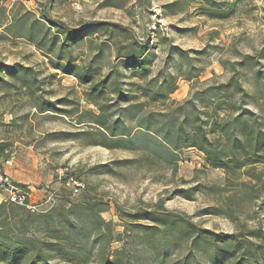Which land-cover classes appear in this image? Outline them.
<instances>
[{
    "label": "trees",
    "instance_id": "1",
    "mask_svg": "<svg viewBox=\"0 0 264 264\" xmlns=\"http://www.w3.org/2000/svg\"><path fill=\"white\" fill-rule=\"evenodd\" d=\"M114 1L103 3L120 8ZM151 1L134 0L131 7L138 6V16L143 18ZM52 3L47 0L37 16L30 10L13 14L4 34L31 42L52 68L85 85V99L95 109H83L67 97L50 100L35 69L21 63L0 65V89L19 91L30 100L34 113L76 116L78 128L60 132L61 139L108 150H137L134 158L102 164L106 171L139 163L175 174L181 151L191 148L203 155L208 166L224 170L227 187L238 185L241 175L259 177L254 167L264 163V118L246 107L253 95L244 88L241 76L243 70H252L264 85V45L253 54H238L225 81L175 100L170 95L178 89V76L164 69L152 74L149 68L155 56L147 42L150 33L139 38L128 26L106 20L71 26L49 15ZM191 4L218 20L236 10V0H166L161 9L174 15ZM85 41L91 47L88 58L77 63L73 48ZM189 53L173 45L167 49L169 57L176 54L191 61ZM12 124L18 126L15 120ZM10 147L8 140L0 141V159L8 160ZM191 190L180 188L177 194L189 197ZM107 207L89 192L39 211L1 201L0 264H52L54 257L67 264H264L260 227L217 232L168 210L160 199L132 212L116 206L119 218L128 224L122 233H115L112 221L101 216ZM229 217L234 218L231 211ZM124 233H134L129 237L133 236L135 246L123 238ZM114 240L121 246L111 248ZM172 249L178 254L172 256Z\"/></svg>",
    "mask_w": 264,
    "mask_h": 264
},
{
    "label": "rangeland",
    "instance_id": "2",
    "mask_svg": "<svg viewBox=\"0 0 264 264\" xmlns=\"http://www.w3.org/2000/svg\"><path fill=\"white\" fill-rule=\"evenodd\" d=\"M133 1L115 0L121 6L117 8L104 5L103 0H53L49 15L76 27L92 20H106L128 26L139 38L150 33L152 39L147 42L155 56L149 68L152 74L164 69L178 76V89L170 95L175 100H182L207 84L225 81L230 74L229 64L239 58L238 54H253L264 45V0H236L234 14L223 20L209 18L196 4L170 15L161 9L166 0H152L140 18L138 6L131 7ZM46 2L0 0V65L21 63L33 67L43 80L47 98L67 97L83 109H95L85 99V85L52 68L48 58L31 42L4 34L3 28L13 14L30 10L37 16ZM156 29L159 31L154 32ZM170 45L189 50L193 59L176 54L169 57ZM90 48L88 41L73 48L77 63L87 60ZM261 70L264 75V62ZM241 79L253 95L246 107L264 118L262 80L258 81L248 69L243 70ZM134 80L139 82L137 77ZM34 112L30 100L19 91L0 89V141L11 142L8 160L0 159V174L28 188L33 210H46L62 199L76 201L89 192L108 205L101 216L112 221L115 233H122L128 224L119 218L116 206L132 212L151 207L160 199L168 210L186 214L197 224L217 232L232 233L242 227L264 229V163L254 167L258 178L241 175L238 185L230 187L225 185L224 170L211 168L204 163L203 155L191 148L181 151L175 174L165 167L139 163L117 166L109 172L102 164L134 158L137 150H108L82 145L71 138L61 139L60 132L78 128L76 116ZM13 120L18 126L12 124ZM77 184L79 192H74ZM180 188H192L190 196L177 194ZM230 211L234 218L229 217ZM132 234H123L129 245ZM119 246L118 240L111 244V248ZM171 253L178 254L173 249ZM51 262L67 264L59 257Z\"/></svg>",
    "mask_w": 264,
    "mask_h": 264
},
{
    "label": "built area",
    "instance_id": "3",
    "mask_svg": "<svg viewBox=\"0 0 264 264\" xmlns=\"http://www.w3.org/2000/svg\"><path fill=\"white\" fill-rule=\"evenodd\" d=\"M79 185L74 186V192H79ZM7 201L34 209L30 203V192L26 186L14 182L7 175L0 174V202Z\"/></svg>",
    "mask_w": 264,
    "mask_h": 264
}]
</instances>
